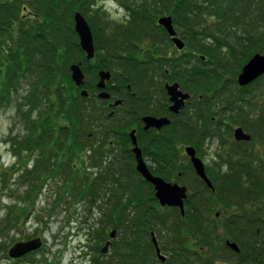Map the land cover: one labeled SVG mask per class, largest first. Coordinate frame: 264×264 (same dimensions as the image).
<instances>
[{"label": "trees", "instance_id": "16d2710c", "mask_svg": "<svg viewBox=\"0 0 264 264\" xmlns=\"http://www.w3.org/2000/svg\"><path fill=\"white\" fill-rule=\"evenodd\" d=\"M101 1L0 0V109L13 106L25 125V135L10 137L8 144L17 156L39 153L31 168L26 160L21 170V186L23 182L32 184L26 199L35 201L45 183L57 176H63L65 183L69 180L76 200L88 203L91 214L100 211L95 212L97 223L87 229L88 241L93 243L91 253H96L92 264H264V204L244 208L264 197L262 155L251 153V142L237 143L226 158L219 157L230 166L226 176L233 179L225 181L223 189L217 183L218 173L214 176L206 167L213 192L197 177L185 154L186 147H198L197 142L208 136L224 143L219 129H232V124L229 120V124L214 122L213 109L233 83L237 95L225 99L223 111L228 116L224 119L253 131L262 129L264 103L251 104L255 96L251 88L264 76L246 87H240L236 78L252 56L264 54V0H116L131 14L128 26L103 21L106 13ZM29 10L30 15L24 16ZM76 12L86 17L98 39L91 61H86L74 30ZM165 15L172 17L188 44V52L176 59L156 54L163 42L154 41L153 34L140 39L134 36L142 28H155L156 17ZM134 39H150L154 51L147 50L144 60L134 57L138 50ZM115 59L121 62L113 64ZM78 62L89 77L83 87L90 93L88 98L81 95V88L70 76V65ZM101 70L110 71L122 89L130 86V101L143 96L146 102L154 100L152 88L159 87L156 79L179 82L186 90L191 85L194 93L205 90L203 99L208 107L204 111L199 109L181 121L175 118L159 133L143 131L145 139L137 133L154 175L196 188L185 201V216L178 209L162 208L152 185L136 171L128 131L130 118L140 120L139 110L126 114L127 97L122 90L115 91L112 95L124 97V104L120 112L107 116L105 103L91 89ZM259 95L264 98V89H259ZM252 106L258 109L257 114L247 111ZM201 120L205 124L201 125ZM79 152L92 153L90 166ZM76 162L87 166V175L80 176ZM12 186L13 182L0 185V190L10 194ZM219 206L240 211L219 224ZM6 209L0 231L3 226L10 228L27 220L30 214L24 207L20 211L14 206ZM112 230L117 234L109 259H104L101 249ZM231 236L240 247V253H234L236 258L222 253H232L224 244ZM153 237L166 254L164 263L157 257Z\"/></svg>", "mask_w": 264, "mask_h": 264}, {"label": "rangeland", "instance_id": "374dc122", "mask_svg": "<svg viewBox=\"0 0 264 264\" xmlns=\"http://www.w3.org/2000/svg\"><path fill=\"white\" fill-rule=\"evenodd\" d=\"M140 1L141 0H139V2ZM100 5L104 6V12L106 13L103 21L109 19L116 23H122L124 26H128V24L131 23V14H129L128 11L122 5H120L118 1L103 0L102 2H100ZM30 11L31 10L24 11L23 15L29 16ZM161 17L162 16H158L154 20L153 24L155 25V28L153 27V25L152 27L142 28L139 30V32H136L134 36L137 37V39H140L144 38L147 34H153L155 36L154 41H157V43L163 42L164 45L157 47L158 51L156 52V54L168 55L170 58L176 59L184 52L188 51H178L169 37H166L161 28L157 27V21ZM177 33L178 38L181 39L187 47L188 44L184 39L182 32L177 31ZM137 39H134V45L137 46V53L141 51V56L147 50L149 51L151 49V51H154L155 45L151 44L150 39L136 41ZM94 40L96 43L98 42V39H95V36ZM86 79H89L87 74ZM94 82L95 80L93 81V83ZM188 87H190L188 91L193 93L195 104L204 101L203 98L197 101V97H204V89H201L200 91L194 93V88L191 85ZM236 88L237 86L235 85V83L229 85L227 91H230L231 94L226 92L224 95L218 98L220 100H216V105L213 109L215 116H213L212 118H215L214 122H217V124L221 122L222 119H224V116H228L223 111L224 107H226L225 102H227L225 101V99H228L232 95V93H235L236 96ZM259 89H264V80H261L257 85H254V87L251 88V91L255 93L254 99L251 103L252 105H254V103H259V105L262 106V104L264 103V98L259 95ZM23 91L24 89L21 91V93ZM249 94H251V92ZM248 97H250V95H248L247 98ZM217 102L219 103L217 104ZM13 108V106H10L0 109V185L3 187L7 183L12 184L13 182L14 184V186L11 187L12 193L10 192V194L5 192V190L3 189L0 190V223L5 221L7 213L6 208L10 206H14L19 211L22 207H24L26 209L25 212L30 214L29 216H26V218L28 217L27 220L17 222L16 226H12L10 228L3 226V228L1 229L0 264H28V261L18 263L17 261L12 260L8 257V252L10 248L17 243L25 241L27 242L38 238L41 239L42 247L39 251H37L38 253L30 258L29 261L33 260V262L29 264H92L94 255L96 253L94 251L93 253H91V247L93 246V243L88 241L89 237L87 236V229L97 223L99 215L95 214V212L100 211L97 209L93 214H91L88 203L77 201V197L72 192L69 180H66L67 182L65 183L64 179L61 178L63 176H57V179H51L46 182L35 201L29 202L26 199L28 198V190L31 189L29 187L32 186V184H24L23 182V186H21L22 184L20 181L23 177V173L21 170L23 169V163L26 160H28L29 164V166L27 167L31 168L34 165L35 160L38 158L39 153L37 152L29 155L30 152H21L20 155L17 156L15 154V150L11 149V146L8 144V139L10 137L17 134L21 136L25 135V133L22 132L25 125L23 126ZM257 110L258 109L254 110L252 106L247 111L250 112L251 115H253L257 114ZM190 111L192 110H189V112ZM195 112L196 110H193L191 113ZM230 120L231 119H229V121ZM230 123L232 124V129L224 126L220 127L219 129L221 136H223L224 143H222L219 138L215 137L210 139V137L208 136L205 140L197 142L198 147L192 145L196 149L198 157L202 159L206 167L211 168L210 172L214 176L218 173L217 183L220 189H223L225 181L232 182L230 180L233 179L226 176V171L230 170V166H228L227 163H222L219 157L226 158V156L229 155L231 149L235 147V140L233 137L234 129L237 127H243L240 124L234 125L233 121H230ZM262 123L263 127L259 130L253 131L251 128L248 129L245 127H243V129L246 133L252 136V140L250 142L253 144L254 149L250 150L251 153H260V155H262L264 159V120L262 121ZM226 124H229V122H226ZM201 125H203L202 122ZM78 155L83 156L84 163L87 166H90L88 159L92 156V153L88 152L87 154H81L79 152ZM237 159H240V156H237ZM145 160L146 162L148 161V159ZM147 163L149 167L153 168L149 162ZM87 166H85L82 162L75 163V168L79 171L80 176L87 175ZM3 175L5 176L4 178L2 177ZM262 175L264 176V173H262ZM3 179L5 180V182ZM182 182L177 183L184 185ZM187 187L189 189V193H191L193 189L196 190V188L191 189L189 188V186ZM227 188L229 187H226L225 190ZM261 192H263L264 195V189H262ZM12 194L14 195L13 198L9 199V195ZM247 204H245L244 207L246 210H248V208H253L256 204L258 206H261L264 204V197L255 200L253 203ZM220 206L216 211L219 224H222V221L225 222L226 218H230L232 215H236L237 212L240 211V209H238L237 207L234 208V210L230 211L225 208H220ZM226 241L235 242L239 246L237 241H235L232 236L230 238H225L224 242ZM222 253H224V256H226L227 258H236L234 256V251H232V253L223 251ZM163 255L166 254L163 253ZM105 256L106 257L104 259H109V254Z\"/></svg>", "mask_w": 264, "mask_h": 264}, {"label": "water", "instance_id": "95a60500", "mask_svg": "<svg viewBox=\"0 0 264 264\" xmlns=\"http://www.w3.org/2000/svg\"><path fill=\"white\" fill-rule=\"evenodd\" d=\"M160 26H162L169 36L172 38L173 43L179 50H183L185 48L184 42L178 38V34L174 29L172 18L171 17H162L158 20ZM74 26L75 32L79 37V44L86 54L87 60H92L95 57V46H94V38L90 25L88 24L86 18L80 13L77 12L74 15ZM203 60L205 57H202ZM71 79L75 83L77 87H82L85 84V75L81 67V63L73 64L70 66ZM264 76V54H255L242 68L241 73L238 75L237 83L240 87H246L253 82H255L260 77ZM111 78V74L109 72H100V82L98 83V88L104 89L105 83L107 80ZM166 91L170 97V102L172 105L170 106V111L172 113L178 114L181 110L184 109L186 101L190 99V95L187 93H183L180 90V86L178 83H174L172 85L166 84ZM83 96H87L86 91H82ZM109 95L105 92L100 94V98H108ZM145 123V130L150 128L161 129L165 126H169L171 124L170 119L167 117L156 118V117H145L143 119ZM130 139L133 145V153L136 159V170L148 183L152 184L155 190V196L160 203L161 207H177L180 209L181 214L185 215V200L188 198L187 187L180 186L177 183L173 184L171 182H167L165 179L161 177L154 176L143 157L142 150L140 149L136 137L135 131L130 133ZM234 139L237 142H250L252 137L245 133L243 128L239 127L234 131ZM185 152L187 156L190 158V162L192 167L196 173V175L205 182L208 188L212 191H215L214 186L209 179L205 165L202 160L197 157L196 150L192 146H188L185 148ZM116 230H113L110 233V238L114 239L116 237ZM153 242L156 246L157 254L159 259L162 262H165L166 257L161 254V250L158 247V243L155 237H153ZM111 242L108 241L106 245L102 249L103 254H107ZM42 246L41 239H35L28 242H21L14 245L8 252L10 258L19 259L23 256L32 253ZM227 246L232 249L235 253L240 252L239 246L235 242L227 241Z\"/></svg>", "mask_w": 264, "mask_h": 264}, {"label": "flooded vegetation", "instance_id": "af4514ba", "mask_svg": "<svg viewBox=\"0 0 264 264\" xmlns=\"http://www.w3.org/2000/svg\"><path fill=\"white\" fill-rule=\"evenodd\" d=\"M170 40H171V38H170ZM140 53H141V51L138 52V53H135L136 55H134V57H136V58H138L140 60H144V59H146L148 57L147 51H145L142 56L140 55ZM111 61H112L113 64L121 62V61H116V59L115 60H111ZM101 65H103V64H101ZM111 75H112V73H111ZM99 81H100V77L98 75V79L95 80V82L92 84L91 89L93 90V95L99 101H101L102 103H105L104 105H105V108L107 110V116H112L113 114H115L117 112H120L119 108L124 104L125 98L124 97H114L112 94L115 91H121L122 90L121 92L126 95L125 97H127L126 98V104L129 107L128 110L126 109L125 113L126 114L127 113L131 114L137 108V110H139L138 114L140 115V120H137V118L136 119L130 118L131 119V121H130L131 126L129 127V131L128 132L130 133L132 130H135L136 134L139 132L141 134V137L144 138V139H145L146 136L143 134V131L146 132V133L151 132V131H155L156 133H159L163 129H165V127H167V126H165V127L161 128V129L150 128L148 130H145V123L143 121V119L145 117H147V116L156 117V118L167 117L170 120L178 118L181 121V120H184L187 116L191 115L192 114L191 112L193 110L198 111L199 109H202L204 111L208 107V105L204 101L195 104L193 93H191L188 90L184 89L182 87V85L180 84L181 85V87H180L181 91L183 93L190 94L191 97H190V99L188 101H186L185 107H184L183 110H181L178 114L172 113L170 111V106L172 105V103L170 102V97L167 94V91H166V88H165V85L167 83L173 84L172 81H165V80H157L156 79V82L158 83L159 87L158 88H152V90L156 91V93L153 94V95H155V98H154V100L153 99H149L150 101H148V102L145 101V99H144L145 97L144 96L142 98H136V99H132L133 101L132 100L130 101L131 97L127 96L128 92L130 91V86L127 85L126 88L124 87V89H122L121 88V84L119 83V81H117V79H113L112 76H111V79L106 82L104 89L98 88L97 85H98ZM161 84H162V86H161ZM162 88L164 89V93L162 92ZM101 92L107 93L109 95V97L108 98H100L99 94ZM149 95L150 94H145V96H147V97ZM89 96H90V93H89ZM162 96L166 97V100H164V98ZM160 97L162 99H160ZM197 98H198L197 101H199V100H201L203 98V96L202 97H197ZM133 102L136 103V104H134ZM146 103L150 104L149 107H146ZM189 110H192V111L189 112ZM128 118H129V116H128ZM212 119H213V121L215 120V118H212ZM127 121L128 120L126 119V121L124 123L126 124ZM223 121H225V120H223ZM201 122L203 124H205V122L203 120H201ZM224 123H226V122H224ZM108 132H110V131H108ZM234 143H235L234 146L237 147V142H234ZM98 144H99V142L96 143V147L97 148H99V146H101V144L99 146H97ZM115 144H117V142H115ZM111 145L114 146V143H112ZM131 149H132V147H131ZM134 160H135V158H134ZM147 162H149L151 164V162L149 160ZM20 260H22V259H20ZM20 260H16V261H20Z\"/></svg>", "mask_w": 264, "mask_h": 264}]
</instances>
